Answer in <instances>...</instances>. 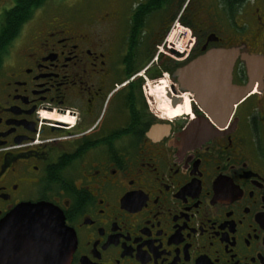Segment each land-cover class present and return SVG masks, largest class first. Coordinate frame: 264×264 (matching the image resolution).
Here are the masks:
<instances>
[{"label":"flooded vegetation","instance_id":"af4514ba","mask_svg":"<svg viewBox=\"0 0 264 264\" xmlns=\"http://www.w3.org/2000/svg\"><path fill=\"white\" fill-rule=\"evenodd\" d=\"M15 3L0 0V264L64 243L62 264H264V75L225 126L188 139L207 114L159 49L178 21L190 59L264 54V0H90L87 25L42 19L44 1L7 25ZM233 73L247 82L240 57ZM32 206L42 227L9 221Z\"/></svg>","mask_w":264,"mask_h":264},{"label":"water","instance_id":"95a60500","mask_svg":"<svg viewBox=\"0 0 264 264\" xmlns=\"http://www.w3.org/2000/svg\"><path fill=\"white\" fill-rule=\"evenodd\" d=\"M242 47L238 45L210 47L175 70L174 76L181 87L193 93V98L207 114L204 122L191 126L188 139L203 137L204 135L195 132L203 128L206 129H204L206 137L209 136L214 132L211 127L212 123L219 127L225 126L235 108L255 89L256 82L258 83L257 89L261 88L264 75V54L249 53L243 51ZM239 57L245 62L248 75L247 82L242 84L234 81L233 73ZM177 105V100L172 97V106ZM35 211L37 209L33 208L31 216H28L31 219L20 214L9 221L15 223L20 220L23 225L31 224L42 227L46 224V213L42 211L41 214H34ZM19 233L25 232L20 230ZM27 236L25 238L29 239ZM18 249L22 251L20 254L23 257L22 263L18 264H62L68 256L66 243L57 247L23 246ZM52 256H57L58 259Z\"/></svg>","mask_w":264,"mask_h":264},{"label":"rangeland","instance_id":"374dc122","mask_svg":"<svg viewBox=\"0 0 264 264\" xmlns=\"http://www.w3.org/2000/svg\"><path fill=\"white\" fill-rule=\"evenodd\" d=\"M44 4V11H46V13L44 12L42 14V17L45 16V14L48 17L54 14H60V16L69 18L71 21H74L76 23L87 25L90 21V0H45ZM98 7H102V4H99ZM42 19H44V17ZM262 50L264 51V46L262 47ZM162 85L163 84L161 83L160 86ZM156 93L158 95L157 99L160 103V107L162 108L161 110L173 108L171 102H169L170 99H167L165 96L166 94L164 92V88H159L158 90H156ZM162 98L165 99L167 104L165 103L164 105H162ZM176 111H179V106L176 107Z\"/></svg>","mask_w":264,"mask_h":264},{"label":"built area","instance_id":"2783aa9c","mask_svg":"<svg viewBox=\"0 0 264 264\" xmlns=\"http://www.w3.org/2000/svg\"><path fill=\"white\" fill-rule=\"evenodd\" d=\"M195 38L192 35L191 30L176 22L175 25L168 32L163 43L159 46L160 51L171 54V51L178 53L179 59H185L189 56Z\"/></svg>","mask_w":264,"mask_h":264},{"label":"trees","instance_id":"16d2710c","mask_svg":"<svg viewBox=\"0 0 264 264\" xmlns=\"http://www.w3.org/2000/svg\"><path fill=\"white\" fill-rule=\"evenodd\" d=\"M45 0H16L15 6L4 13V19L7 25L12 22L19 25L22 21L27 19L33 10ZM22 14H21V13ZM21 14V16H20Z\"/></svg>","mask_w":264,"mask_h":264},{"label":"bare ground","instance_id":"6f19581e","mask_svg":"<svg viewBox=\"0 0 264 264\" xmlns=\"http://www.w3.org/2000/svg\"><path fill=\"white\" fill-rule=\"evenodd\" d=\"M184 103H186V102H184Z\"/></svg>","mask_w":264,"mask_h":264}]
</instances>
